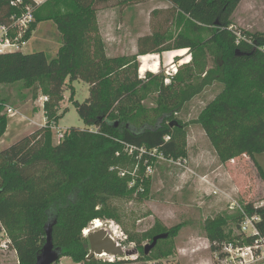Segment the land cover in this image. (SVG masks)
Instances as JSON below:
<instances>
[{
  "label": "trees",
  "instance_id": "16d2710c",
  "mask_svg": "<svg viewBox=\"0 0 264 264\" xmlns=\"http://www.w3.org/2000/svg\"><path fill=\"white\" fill-rule=\"evenodd\" d=\"M11 1L0 0V26L11 24L12 16L21 14L23 6L30 3L23 0V6L16 7ZM110 1L113 0H48L47 10L37 14L36 9L34 20H54L58 24L62 32L58 54L51 57L44 51L21 50L0 53V85L44 80L48 96L44 103L46 124L0 149V223L11 239L19 264H36L49 222L53 224V240L62 251L61 258L67 256L81 264H149L144 256L104 261L89 257V240L82 233L91 220L116 219L110 200L128 192L129 178L124 172L123 177L119 176L112 168L126 161L124 151L128 147L137 154L141 152L143 160L155 159L154 153L155 157L175 161L185 155V138L176 133L177 126L169 118L215 79L225 84L231 95L203 116L201 123L210 140L225 157L233 156V149L239 147L253 160L257 154H264L262 123L253 124L242 136L250 116L264 100V33H255L250 42L244 35L239 38L240 32L231 27L241 0H165L177 12L176 23L185 24L190 35L179 34L172 46L165 47L164 34L139 39L137 56L198 49L191 53L195 65L210 56L213 66L198 87L184 82L185 78L192 79L191 69L190 75L183 73L190 65L185 70L180 68L173 80L164 84L165 77L160 73L148 72L141 78L135 59L123 63L117 57H107L103 41L95 39L92 31L96 5ZM201 30L209 33L207 40L196 38ZM242 73L251 80L249 85H241ZM149 78L158 88L160 112L155 120L149 119V109L142 103ZM75 80L90 85V97L74 102L86 127L71 128L54 145L51 127L60 118L68 83ZM240 87L248 88L247 92L235 94ZM40 89L34 83L35 99ZM2 104L0 100V137L7 126ZM245 210L260 216L258 228L264 237V204H246ZM234 217L240 219L242 215L238 212ZM254 238L242 240L251 243ZM209 240L219 250L225 236L217 228L209 234Z\"/></svg>",
  "mask_w": 264,
  "mask_h": 264
},
{
  "label": "rangeland",
  "instance_id": "374dc122",
  "mask_svg": "<svg viewBox=\"0 0 264 264\" xmlns=\"http://www.w3.org/2000/svg\"><path fill=\"white\" fill-rule=\"evenodd\" d=\"M60 6L65 13L64 5ZM47 7L48 4L38 7L37 14L44 13ZM96 10L92 31L95 39L103 41L107 57H117L123 63L135 59L141 78L152 72H141L142 63L140 56H137L141 37L164 34L165 47L172 46L179 34L190 35L185 24L176 23L177 12L165 0H113L96 5ZM233 14L231 27L240 32L239 38L244 35L252 42L255 33H264V0H245ZM196 38L207 40L209 33L201 30ZM23 40L26 42L21 49L24 53L44 51L55 57L62 46V32L54 20H34L23 33ZM184 49L188 53L186 56L171 57L174 51L177 54L181 49L157 53L160 69L156 73L165 77L164 84H169L166 81L168 77L171 82L180 68L185 70L190 65L183 73L190 75L191 69L192 79L185 78L184 82H192L198 87L205 80V72L213 66L211 57L195 65L191 62V53L198 49ZM123 57L124 60L121 59ZM174 66L178 69L176 74L173 73ZM240 80L241 85L251 83L243 73ZM34 83L41 87L37 99L34 98ZM148 83L147 96L142 103L149 109V119L155 120L160 112L157 105L158 88L153 78H149ZM45 89L44 80L0 85L2 112L7 117L5 133L0 137L1 150L46 124ZM247 90L240 87L234 92L240 95ZM229 92L225 84L215 79L169 118L177 126L176 133L185 138V155L179 160L160 155L155 157V153L152 154L155 159L143 160L141 152L137 154L128 147L124 151L126 161L112 168L119 176L123 177L126 173L129 178L128 192L110 200L116 219L103 217L91 220L83 236L87 238L89 231L105 228L125 250L135 252L126 258L144 256L149 259V264H219L221 250L214 249L209 240V234L217 228L225 236L224 244L231 240L249 244L242 240L251 236L249 232L245 234L241 230L242 217L237 219L234 216L240 212L239 205L245 210L246 204H264V154H257L256 160H253L239 147L233 149V156L225 157L210 140L201 123L208 109L230 97ZM89 97L90 85L87 82L75 80L68 83L60 104V118L51 127L54 145L60 143L59 134L64 135L73 127H86L74 102H84ZM10 108L13 109L12 113L8 112ZM41 110L44 112V123L41 126L32 124L27 116H39L42 122ZM258 123L264 125V100L250 116L242 136L250 126ZM164 232L172 234L145 254V246L152 242L155 235ZM256 250L264 253V239L258 243ZM98 257L103 261L118 258L107 255ZM18 260L11 239L0 223V264H19ZM73 263L70 257L65 256L57 264ZM256 264H264V260Z\"/></svg>",
  "mask_w": 264,
  "mask_h": 264
},
{
  "label": "built area",
  "instance_id": "2783aa9c",
  "mask_svg": "<svg viewBox=\"0 0 264 264\" xmlns=\"http://www.w3.org/2000/svg\"><path fill=\"white\" fill-rule=\"evenodd\" d=\"M48 0H30V3L23 6V0L11 1L12 6H23L21 14L12 16L11 24L0 26V53L18 51L21 50L26 42L23 40V33L26 32L29 25L35 19V11L38 7L45 4ZM174 74L177 73V67L172 68ZM170 78L166 79L167 83H170ZM48 100L45 96L44 102ZM8 112L12 113L13 109L10 108ZM91 131H96L95 128H91ZM63 134H59V141L63 138ZM234 206V203H233ZM240 213L242 215L241 230L243 233L254 236L255 238L249 244H242L240 242H227L222 245L219 254V264H256L257 262L264 260V253H258V243L261 242L264 237L258 228V223L261 218L258 215H250L244 210L243 206L239 205Z\"/></svg>",
  "mask_w": 264,
  "mask_h": 264
},
{
  "label": "water",
  "instance_id": "95a60500",
  "mask_svg": "<svg viewBox=\"0 0 264 264\" xmlns=\"http://www.w3.org/2000/svg\"><path fill=\"white\" fill-rule=\"evenodd\" d=\"M169 236V232L155 235L152 242L145 246V254H149L156 247L159 240L166 239ZM87 238L90 247L89 257L102 255L130 257L135 254L133 250H125L105 228L89 231ZM61 255L60 247H57L53 240V224L49 222L46 227V242L37 256L36 264H54L61 258Z\"/></svg>",
  "mask_w": 264,
  "mask_h": 264
},
{
  "label": "bare ground",
  "instance_id": "6f19581e",
  "mask_svg": "<svg viewBox=\"0 0 264 264\" xmlns=\"http://www.w3.org/2000/svg\"><path fill=\"white\" fill-rule=\"evenodd\" d=\"M186 49H181L177 52L176 55H180V56H186L185 52ZM140 60L142 63L141 66V72H144L146 70H150L154 73L159 71V55L157 53H149V54H145V55H140ZM189 60H185L184 62H187ZM173 64V63H172Z\"/></svg>",
  "mask_w": 264,
  "mask_h": 264
},
{
  "label": "crops",
  "instance_id": "0c3cea01",
  "mask_svg": "<svg viewBox=\"0 0 264 264\" xmlns=\"http://www.w3.org/2000/svg\"><path fill=\"white\" fill-rule=\"evenodd\" d=\"M245 0H241V2L239 3V5L236 7V9H238V8H240L241 7V5H242V3L244 2ZM234 15V14H233ZM173 56H171V57H175V55H176V53H175V51H174V53L172 54ZM170 57V58H171ZM174 61V60H173ZM159 69H160V64H159ZM40 112V114L42 113L43 114V121L41 122V120L39 119V116L38 117H35V116H33V117H29V116H27V118L31 121V123L32 124H35V125H38V126H41V124H43L44 123V121H45V117H44V112L41 110V111H39ZM31 123H30V125H31ZM62 258H64V257H62ZM73 264H81V263H73Z\"/></svg>",
  "mask_w": 264,
  "mask_h": 264
}]
</instances>
